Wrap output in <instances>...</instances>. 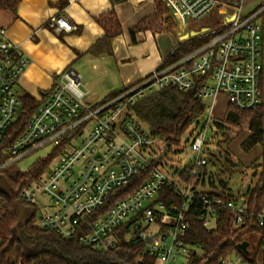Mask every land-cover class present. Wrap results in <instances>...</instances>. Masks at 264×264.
Masks as SVG:
<instances>
[{"label": "built area", "instance_id": "obj_1", "mask_svg": "<svg viewBox=\"0 0 264 264\" xmlns=\"http://www.w3.org/2000/svg\"><path fill=\"white\" fill-rule=\"evenodd\" d=\"M164 1L173 11L181 37L192 22L200 24L215 12L224 17L216 28H198L186 37H212L203 47L176 63H163L146 79L97 106L88 104L89 91L75 70L60 73L50 95L38 99L41 106L9 146L0 175L12 166L27 173L59 150L49 169L22 191L23 202L38 211L39 229L67 240L79 237L84 247L100 253L138 245L142 251L137 264H195L204 254L200 245L187 240L189 211H199L201 225L214 231L222 212L228 210L233 214L231 227L240 229L249 220L250 194L240 200L227 191L226 196L232 197L225 200L219 194L211 197L208 186L196 187L179 177L172 180L157 158L163 140L131 108L167 88L196 92L206 112L188 138L191 158L184 170L200 182L205 174L209 179L213 175L209 138L216 127L219 98L242 112L257 111L264 104V2L246 16L243 2ZM48 26L57 33L77 30L62 16L52 18ZM30 64L21 46L0 28V141L20 117L22 102L16 88ZM42 151L46 153L32 167L20 165ZM166 192L180 197L182 204L168 202ZM3 203L0 197V221L5 217ZM256 223L264 229V206ZM218 264L248 263L233 254Z\"/></svg>", "mask_w": 264, "mask_h": 264}, {"label": "trees", "instance_id": "obj_2", "mask_svg": "<svg viewBox=\"0 0 264 264\" xmlns=\"http://www.w3.org/2000/svg\"><path fill=\"white\" fill-rule=\"evenodd\" d=\"M21 2L22 0H0V9L16 11ZM155 4L157 14L145 19L131 29L130 33L134 42V37L138 32L150 31L153 34L175 32L173 28H176V23L169 10L159 1H156ZM65 5L63 4V6ZM96 22L105 31L102 41L104 44L110 45L115 38L123 33L121 23L114 10L98 17ZM211 38H192L185 42H180L178 47L164 62V65H170L186 58L203 47ZM261 90L264 99V83ZM123 91L108 96L103 102L116 98ZM42 95L48 96L47 93ZM20 99L22 102L20 117L5 132L3 139L0 141V165L8 160L7 150L9 146L24 132L31 117L41 106V102L28 94L21 96ZM131 110L154 136L163 140V148L157 156L162 161L166 158L164 152L168 155L175 147L180 146L183 140L189 142V136L199 125V119L206 112V105L197 99L196 92L182 93L175 88H167L143 97ZM223 121L225 125L219 124L217 127L220 131L230 130L228 128L232 127H241L247 123L250 135L241 144L243 151L250 152L257 146L261 147L262 150L260 180L249 192V220L244 227L233 229L231 227L233 214L228 210H224L217 229L208 231L204 229L198 220L200 212L190 210L188 213L190 227L187 240L190 243L194 242L200 245L203 249L204 255L201 262H196L195 264H202L203 262L218 264L221 259L233 254L243 257L244 263L258 264V257L262 256L264 259V229L260 228L256 223V215L264 206V104L254 112H242L229 105ZM193 127L194 129L188 133ZM224 136H226V133ZM67 142L65 141V144ZM58 153L59 150L53 152L46 159L40 160L27 173L20 172L14 166L4 171L3 176L9 181L10 191L15 200L23 202L22 191L24 187L34 179L42 176L49 169ZM210 161L211 158L209 159ZM184 169H187V166ZM221 173L225 174V171L222 169ZM179 178L187 184H195L196 187L208 186L209 184L211 191L208 194L211 197L216 194H219L225 200L232 197L226 196V192L229 191L226 182L220 181L221 189L217 187L215 175L208 176L209 179H207L205 174L204 180L200 182L198 179L186 176L185 170H183ZM0 197L4 200L3 209L5 215L3 220L0 221V264L138 263V256H140L142 251L138 245L124 244L110 253H100L84 247L79 237L67 240L58 234L42 231L37 227L39 218L37 209L24 202L27 216L17 228V209L9 197L3 194H0ZM166 199L170 203L182 204L181 198L177 197L173 192H166ZM251 237L258 241L253 257H251L250 250L245 254L239 248L245 242L250 245L248 239ZM262 262L264 263V260Z\"/></svg>", "mask_w": 264, "mask_h": 264}, {"label": "crops", "instance_id": "obj_3", "mask_svg": "<svg viewBox=\"0 0 264 264\" xmlns=\"http://www.w3.org/2000/svg\"><path fill=\"white\" fill-rule=\"evenodd\" d=\"M156 1L169 10L176 23L172 9L164 0H22L16 11L0 9V28L6 29L9 38L31 59L17 91L36 100L43 93L49 96L58 75L73 69L89 91L88 104L97 106L108 96L146 79L163 65L180 42L187 41L186 37L197 31L189 27L187 32L181 31V37L176 23L177 34L138 32L134 42L131 29L157 14ZM222 1L243 2L246 16L264 2ZM112 10L117 13L123 33L107 45L102 42L105 31L96 19ZM227 15L231 16L232 11ZM59 16L67 18L77 30L57 33L51 29L49 21ZM215 16L217 21L213 24H199L197 28H216L224 16L217 12Z\"/></svg>", "mask_w": 264, "mask_h": 264}, {"label": "rangeland", "instance_id": "obj_4", "mask_svg": "<svg viewBox=\"0 0 264 264\" xmlns=\"http://www.w3.org/2000/svg\"><path fill=\"white\" fill-rule=\"evenodd\" d=\"M214 20V21H213ZM217 21L215 13H212L210 17L203 19L200 22L201 26H207L213 24ZM198 23L192 22L190 27L192 29L198 30ZM174 29V34H177L176 28ZM185 28L184 31H188ZM166 33V32H164ZM168 33V32H167ZM20 95L21 93L17 91ZM226 101L224 97H220L218 100V106L216 109V127L213 132L210 133L209 146L212 147V153L209 154L211 158V165L209 166V172L215 175L217 179V187L221 189L220 181L226 182L229 188V193L236 196L241 200L248 195L251 188H253L259 180L261 174V163H262V150L261 147L257 146L250 152L243 151L241 144L250 135V131L247 123L237 128H228L230 130L217 129L219 124H224L223 119L225 118ZM194 127L188 132L190 133ZM226 133V136L224 134ZM188 135V134H187ZM234 139V140H233ZM80 139H77L74 143H77ZM233 140V141H232ZM46 152L42 151L31 156L26 162L20 165L25 169L32 167L39 158ZM160 163L162 164L163 170L169 175V177L177 182L180 173L184 170V167L189 163L191 158V151L187 141L181 143L180 146L175 147L171 153L167 155ZM225 171V174L221 173V170ZM218 175V176H217ZM209 188V184L207 189ZM250 245L248 250H250L251 257H253V252L257 248L258 241L251 237L248 239ZM264 249V247H263ZM258 262L264 260L262 256L258 257ZM264 264V263H263Z\"/></svg>", "mask_w": 264, "mask_h": 264}, {"label": "water", "instance_id": "obj_5", "mask_svg": "<svg viewBox=\"0 0 264 264\" xmlns=\"http://www.w3.org/2000/svg\"><path fill=\"white\" fill-rule=\"evenodd\" d=\"M0 194H3L5 196L9 197L11 199L13 205L17 209V213H18L17 228H18L19 224H21L27 216L26 208H25V205L23 204L22 201L15 200L13 198V194L10 191L9 181L3 175H0ZM248 247H249V243L245 242V243L241 244L239 248L243 253L247 254L248 253Z\"/></svg>", "mask_w": 264, "mask_h": 264}]
</instances>
